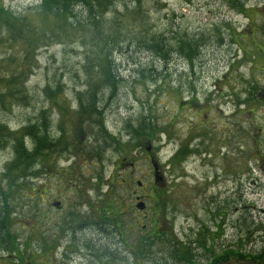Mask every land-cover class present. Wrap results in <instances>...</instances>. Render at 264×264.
I'll return each mask as SVG.
<instances>
[{
    "label": "rangeland",
    "instance_id": "obj_1",
    "mask_svg": "<svg viewBox=\"0 0 264 264\" xmlns=\"http://www.w3.org/2000/svg\"><path fill=\"white\" fill-rule=\"evenodd\" d=\"M144 3L152 29L202 33L212 41L192 61L174 56L162 63L136 48L115 52L112 66L124 81L113 91L103 87L99 111L80 117L77 93L86 88L90 46L81 43L79 30L51 34L48 18L35 14L26 17L31 26L22 36L0 27V123L15 132L36 128L37 136H53L58 144L33 163L39 162L40 172L28 179L25 197L8 200L15 247L32 254L26 264H139L143 258L129 256L139 244L148 249L141 264H173L164 248L167 235L149 238L169 231L184 241L204 227L209 232L204 251L211 237L214 251H253L264 243V0ZM39 4L0 0L21 26L27 8L34 11ZM151 64L160 66L161 75L145 81L136 76L137 66ZM16 84L24 91L6 94ZM56 87L65 115L45 93ZM57 125L65 129L64 139ZM187 133L192 144L203 145V161L193 164L191 157L181 166L183 158L177 164L173 155ZM22 140L33 147L30 135ZM2 144L0 187H5L4 166L14 157L11 144ZM151 157L160 166V182ZM55 201L62 206L52 205ZM103 209L118 215L101 218ZM69 218L74 221L66 228L56 226ZM87 245H108L115 257L98 261ZM10 259L16 257L0 252V264Z\"/></svg>",
    "mask_w": 264,
    "mask_h": 264
},
{
    "label": "trees",
    "instance_id": "obj_2",
    "mask_svg": "<svg viewBox=\"0 0 264 264\" xmlns=\"http://www.w3.org/2000/svg\"><path fill=\"white\" fill-rule=\"evenodd\" d=\"M156 2H158V0H156ZM235 2H237V0H235ZM145 5L144 0H40V4L34 6V11L30 7V9L27 8L23 13L25 15H23L21 19H24V26L14 25V22L20 18L10 15L8 9L0 7V27H6L9 33L11 32L14 36L16 34L22 36L28 31V27L30 28L31 26V22H29L31 18L27 20L26 17L35 14L36 17L42 16L48 18L49 21L45 23V27L48 30L47 32L51 34L56 35L62 31L79 30L81 43L86 42V45L90 46V50L85 52L87 65L85 67V76L87 78L85 84L86 88L77 93V108L80 117L82 112H89L91 110L99 111L100 106H98V103L96 105V101L99 99V93H101L103 87L110 88L113 91L117 89L118 84L124 81L118 68L116 67L115 69L112 66V56L115 52L124 50L126 53H129L128 50L130 48H136L146 51L149 55H152V57L158 59L159 62L162 63H168L174 56L192 61L198 58L199 51L204 48L207 43L212 41L210 40L211 38L202 33L191 34L186 30H174L172 28L171 32L167 34V32L152 29L151 21L146 17L149 6H147L148 9H146ZM118 6L121 8H118ZM66 27H68V29H66ZM216 30L217 29L214 28V31ZM90 56L94 57V60H92ZM91 61H94V64L89 65ZM133 63L135 64L136 62ZM137 68L136 76L141 77L144 81L148 77L161 75V72L158 71L160 66L157 68L151 64L149 67H142V65H140L137 66ZM14 81V77L6 80L7 86ZM22 91H24V87H18V84H16L14 89H9L6 94L13 92L20 93ZM59 91V87L55 89H45V93L52 99L55 105L53 107L61 109L63 115H65L62 109V100L64 99H62L61 102L55 100ZM52 123L53 122H50V125H52ZM148 125L149 130H151L152 124L149 123ZM57 127L58 131H64V135H61L62 139H64V124L63 127L62 125H57ZM36 130V128L25 126L15 132L6 126V124L0 123V147H3L2 143L4 142L11 144L14 157L13 160L4 166L5 168L2 175L3 178L7 180V184L5 187H0V196L2 197L0 204V250L3 252H10L11 255L16 257L14 262L10 259L7 264H26V260L32 255L31 252L30 254H26L15 247L14 238L8 229L10 223V209H8L10 202L8 200H13L17 197L21 198L20 195H22L23 198L25 197L24 190L29 186V184L27 185L28 179L33 178L32 176L37 177L40 172L39 162H36V165L33 163L44 156L45 152L52 151L58 147L57 138H55L56 141H54L53 136H51V138L47 135L37 136ZM24 134L30 135L33 138L32 148H28L25 146V143H23L22 136ZM63 149L66 150L67 147L63 146ZM179 163L180 160L177 161V164ZM1 188H5L6 191H3ZM165 193L166 192H164V195ZM164 195L161 201L165 206L166 199ZM109 215H111V217H117L118 214L117 212L103 209L100 217L104 218ZM43 217L44 215L40 216V219H43ZM73 219L74 218H69L70 221H60L56 226H58L59 229L66 228L69 226L70 222L74 221ZM208 233L209 232L204 227L198 235L189 237L187 241L183 242V240H175L172 232L168 231V233H162V235H152L149 240H159V237H164V234H166V239H169L170 242L167 243L164 248L168 251V255L173 264H199L201 261L198 260V258H203L204 262H206L205 264H264V243L258 250L253 251H248L246 249L239 251L237 248H233L232 250L226 249V251L220 248L219 251H214V245L211 241L212 246L210 242V247L207 251H204V248L207 249L205 242ZM211 240L213 239L211 238ZM88 247L94 252L93 256H95L98 261L106 258L111 260L113 259L111 257H115L112 253V248L108 245L107 247H99L98 249L90 246ZM143 247L144 245L139 244L130 250V252H132L131 254L129 253L131 261L134 257L135 259L139 257L140 259L145 258L148 249ZM30 249L35 253L33 248H29V250ZM200 249L202 250L201 253ZM150 253L151 251L148 255H150ZM207 255L209 258L206 261ZM127 257V255H124L121 259L125 260ZM143 259L142 261H144ZM142 261H140L139 264H141ZM155 263L162 264L161 261H155ZM135 264H138V262H135Z\"/></svg>",
    "mask_w": 264,
    "mask_h": 264
},
{
    "label": "flooded vegetation",
    "instance_id": "obj_3",
    "mask_svg": "<svg viewBox=\"0 0 264 264\" xmlns=\"http://www.w3.org/2000/svg\"><path fill=\"white\" fill-rule=\"evenodd\" d=\"M191 98H189V103L192 101L190 100ZM258 131L259 132H262V130L259 128L258 126ZM195 140L193 139H190L189 137V133H187L186 135V138L184 139V142H182V144L180 146H178L174 152V155H173V161L175 163H177V161L180 159V158H183V162L182 164L180 163L181 166H185V159H191V157H193V164L196 163V159L199 160V161H203V155L202 153H204V151L202 150V152L200 151V148H202L203 145H198V144H192L194 143ZM199 140L197 139V142ZM220 147V146H218ZM205 148V147H204ZM163 165L165 164L164 162L162 163ZM191 164V163H190ZM162 165V166H163ZM158 169H159V172H160V166L158 164ZM161 175V174H160ZM85 188H80L79 192L80 193H83ZM55 203V204H54ZM52 205H55L57 208H60L62 205H61V201L60 202H57L55 201ZM212 238V237H211ZM216 239V238H215ZM188 238L186 240H184L183 242L187 241ZM211 242V239L209 241V243Z\"/></svg>",
    "mask_w": 264,
    "mask_h": 264
},
{
    "label": "water",
    "instance_id": "obj_4",
    "mask_svg": "<svg viewBox=\"0 0 264 264\" xmlns=\"http://www.w3.org/2000/svg\"><path fill=\"white\" fill-rule=\"evenodd\" d=\"M149 150V149H148ZM151 162H152V166H153V170H154V179H155V182H160L161 181V176L159 175V172H158V166L156 164V162L151 158ZM136 207L138 209H143L144 208V204L143 202H138L136 204Z\"/></svg>",
    "mask_w": 264,
    "mask_h": 264
}]
</instances>
